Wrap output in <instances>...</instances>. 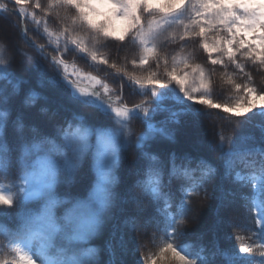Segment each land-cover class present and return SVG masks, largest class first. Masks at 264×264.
<instances>
[{
	"label": "snow or ice",
	"instance_id": "6c2138e0",
	"mask_svg": "<svg viewBox=\"0 0 264 264\" xmlns=\"http://www.w3.org/2000/svg\"><path fill=\"white\" fill-rule=\"evenodd\" d=\"M0 13L16 21L0 34V264H103L90 244L109 226L107 264H264V0H10ZM18 71L66 102L41 108L40 126L26 110L50 97ZM218 80L232 103L214 99ZM215 109L231 125L213 126L215 161L155 147ZM86 178L85 198L61 191ZM210 201L213 236L185 243Z\"/></svg>",
	"mask_w": 264,
	"mask_h": 264
},
{
	"label": "trees",
	"instance_id": "16d2710c",
	"mask_svg": "<svg viewBox=\"0 0 264 264\" xmlns=\"http://www.w3.org/2000/svg\"><path fill=\"white\" fill-rule=\"evenodd\" d=\"M9 2L10 0H0V3H9ZM41 2H46V0H41ZM26 10L29 12L33 11V9L30 7H26ZM0 15H3V13H0ZM15 24L16 21L14 17L9 21L0 19V34H8L14 36L15 28L13 27V25ZM30 26L34 27L32 25ZM126 51L128 52L129 55H131L132 52L131 48L126 49ZM169 51H171V48H169ZM111 52L114 57L115 49H112ZM121 55H123V53H121ZM200 56L206 59V55L203 54L202 51L200 53ZM71 59L72 58L69 57L70 61ZM77 67H79L84 72L92 71V69H90L83 62L78 63ZM128 67L129 69H131V65H128ZM93 74H97V73L93 72ZM18 75H23L25 77L26 87H30L35 91L40 92L42 95H47L50 97V99L47 102L41 99L37 102L36 105L26 110V118L28 123L36 124L37 126H40L43 119H45V117H43L40 113L41 108L46 107L51 111L54 110L58 104L66 103L65 101L55 97L51 92L40 88L36 80V77L32 73L30 72L24 73L18 71ZM99 75L103 76V73H99ZM104 79L111 81L112 77L107 76L104 77ZM257 83L264 84V80H262L260 77H257ZM4 86L7 85L5 84ZM124 94L129 106H131L132 103L138 102V98L130 94L128 87H125ZM213 97L217 102L232 103L235 99V95L230 92L228 86L223 84L219 80L217 81V86L213 91ZM208 111H211L213 113V117L209 120L202 121L198 125H193L190 122L183 125L181 127L180 132L177 135L175 144L169 142L163 148H161L159 144H157L155 147L161 151L192 152L196 155H202L209 160L215 161L216 154L210 152L206 147L207 143L213 139V131H214L213 126H216L215 127L216 132L223 130L224 134L227 135L231 128V125H229L228 123V118L226 117V114L223 113L221 110L215 109ZM19 113H20V107H19V101L17 100L13 104V111H12L13 118H15V116L18 115ZM160 119H163V116L158 115L157 120ZM155 122L156 121H154V123ZM134 127L136 128L137 132L141 130L139 125H134ZM132 163H133V153L129 152L125 155L121 163L120 176L122 179L125 180L127 179L128 170L132 165ZM88 183H89V179L86 178L82 182L73 185L71 189H68L67 185L61 186V191H71L74 196H78L79 198L83 199L87 196ZM209 205L210 206L208 207H200L199 205L194 206L193 214L195 215L197 212L199 213V221L197 223H191L187 225L188 239L185 241V243L197 242L201 239L202 236L204 237L205 240L213 236L212 229L215 220V202L210 201ZM111 230H112L111 226H109L99 236L95 237L92 243L90 244L91 247L97 248L100 251L99 258L103 262V264H107L109 258L108 253L105 251V248ZM241 234L247 235V233H241ZM147 236H148L147 239H143L139 241L141 245L140 251H149L153 247L152 244L150 243L152 232L149 231L147 233ZM217 238L221 244L229 243L228 236L223 231L217 233ZM231 243L235 244V241L232 240Z\"/></svg>",
	"mask_w": 264,
	"mask_h": 264
}]
</instances>
